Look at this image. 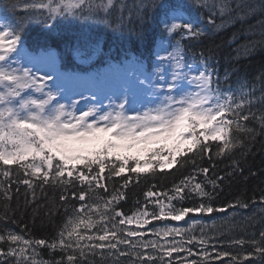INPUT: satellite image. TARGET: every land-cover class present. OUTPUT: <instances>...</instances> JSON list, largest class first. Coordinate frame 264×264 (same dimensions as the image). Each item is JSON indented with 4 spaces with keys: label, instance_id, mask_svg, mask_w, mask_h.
I'll use <instances>...</instances> for the list:
<instances>
[{
    "label": "snow or ice",
    "instance_id": "snow-or-ice-1",
    "mask_svg": "<svg viewBox=\"0 0 264 264\" xmlns=\"http://www.w3.org/2000/svg\"><path fill=\"white\" fill-rule=\"evenodd\" d=\"M195 3L197 7L208 10L207 23L216 28L222 27V24L215 23L217 13L221 16L235 13L233 19L239 20L259 14L261 19L258 23L264 25V0H195ZM124 7L117 0H100L99 3L97 0H23L22 3L0 4V174L7 178L11 175L12 166H16L17 175L22 170L25 177L34 178L19 181L32 190L33 198L35 180L40 181L38 186L42 189L44 185L60 187V206L64 207L66 215L51 240L25 238L10 231L0 234V264H83L89 255L98 254L104 259L105 252L115 257V264H119L120 257H128V264H136L137 261L139 264H156L157 260L164 264L165 257L172 258L174 253L187 252L191 256L192 248H186L185 244L203 245L206 244L205 239L197 240L193 235L185 240L181 235L184 230L175 227L147 229L145 226L152 220L170 218L180 221L189 213L226 211L223 207L214 208L211 203L179 208L172 203L182 201L186 190L202 200H210L211 194L204 184L194 182L197 172L207 176L208 168H194L193 175L174 185L172 195L163 193L167 204L159 199L151 200L157 196L156 192H146V199L154 203L158 212H149L145 204L127 215L116 207L121 199L126 198L125 192L113 189L109 193L103 181L121 176L126 167L137 176L154 173L153 161L160 170L180 163L177 157H185L183 163L195 165L197 155L202 159L211 151L209 141L217 142V156L230 154L237 146L243 147L242 136L255 138L256 129L246 123L249 120L258 121L261 134H264V90L259 98L253 90L245 91L243 85L238 93L232 90L222 92L218 82L216 87L213 86L214 70L208 62L210 57L203 58V53V70L189 77L183 69L191 71L192 65L185 63L180 41H176L173 51L167 52L166 56L156 54L159 63L154 72H140L115 101L109 97L111 110L98 117L103 125L96 119L88 121V117H95L102 111L98 104L89 102L87 111L76 116L69 108L75 109L78 102L71 105L61 103L64 90L52 74L45 72L39 75L40 69L35 63L31 66L22 63L28 58L25 41L33 20H40L45 30L51 32L58 26L59 18L95 19L103 12L107 19L113 10L122 11ZM135 7L139 10L137 16L141 22L145 9L159 10L162 16L159 24L163 25V33L167 36L179 33L181 38L197 39L206 32L199 26L198 18L185 15L186 5L167 4L161 0L144 3L142 0ZM252 47H255V42ZM165 61L173 66L170 80L162 67ZM185 81L187 85L183 83ZM192 84H195L196 91L187 90V86ZM138 92L159 102L143 113L129 116L126 106L136 102ZM257 103L261 105L259 116L252 111ZM155 144L162 146L152 147ZM145 154L150 156L142 167L140 157ZM233 163L236 164L235 161ZM223 179L218 176L208 183L215 189L219 186L217 180ZM129 182L125 180L121 188H126ZM101 189L109 194L103 195ZM3 195L5 199H11L8 189H4ZM70 201H78V206ZM260 203L264 204V197ZM227 207L247 208L248 204L237 200ZM54 209L55 205L50 214ZM133 224L135 228L127 227ZM93 228L97 229L94 233L91 231ZM148 233L158 239H145ZM259 236L260 240H252V250L243 256L249 264H256L257 260L264 264V230ZM169 237L172 239H167ZM161 240L165 242L161 243ZM234 243L243 246L245 242L236 240ZM42 248L48 249L53 257L57 251L61 256L45 260L40 251ZM199 255L207 259L209 253L205 248ZM219 255L229 256L230 253ZM237 259V256H232L233 261ZM178 260L179 264H185V258L178 257ZM168 264H172L171 259ZM187 264L198 262L193 259Z\"/></svg>",
    "mask_w": 264,
    "mask_h": 264
},
{
    "label": "trees",
    "instance_id": "trees-1",
    "mask_svg": "<svg viewBox=\"0 0 264 264\" xmlns=\"http://www.w3.org/2000/svg\"><path fill=\"white\" fill-rule=\"evenodd\" d=\"M10 2L22 3L23 0H0V4ZM99 2L100 0H97V3ZM117 2L125 7L122 11L113 10L107 19L103 12H100L95 19L59 18L58 26L51 32L45 30V25L40 20H33L25 46L31 52L54 49L58 53L62 68L80 71L106 66L109 61H123L131 55L151 62L154 50L163 45L167 49H172L176 41H180L184 49L185 62L203 65L201 53L203 58L210 57L208 62L214 70V87L218 82L222 92L232 90L238 93L243 85L245 91L253 90L254 95L257 98L260 97L264 90V35H262L264 25L258 23L261 19L259 14L239 20L233 19L235 13L224 16L217 13L215 23L222 24V27L216 28L207 23L210 15L208 10L197 7L195 0H161L167 4L186 5L188 10L185 15L199 19V26L205 28L206 32L200 38L190 39L181 38L179 33L173 36L163 33V25L159 24L162 19L159 10L145 9L144 19L141 22L137 16L139 10L135 5L140 4L142 0H117ZM143 2L148 3L149 0H143ZM18 14L23 15V13ZM253 42H255L254 48ZM245 49L252 50L245 51ZM260 109L261 105L258 103L252 107V111L256 112L257 116L260 115ZM246 123L248 127L256 129L255 138L242 136L243 147L237 146L230 154L217 156V142L209 141L211 151L205 153L202 159L197 155L195 165L191 162L183 163L185 157H177L180 163L170 169L160 170L159 165L153 161L154 173L137 176L127 171L126 167V171L121 176L103 181L107 184L109 193L113 189L125 192L126 198L121 199L116 207L127 215H131L145 204L149 212H158L154 203H149L146 199V192L149 190L156 192L157 196L151 200L159 199L167 204V197L163 193L172 195L174 185L179 184L185 177L193 175L194 168L209 169L207 176L197 172L194 182L204 184L206 191L211 194L210 200L208 198L202 200L186 190L182 201H172V203L176 208L197 207L201 203H211L214 208L223 207L226 211L189 213L180 221L170 218L152 220L145 226L147 229L176 226L175 228L184 230L181 235L185 240L193 235L197 240L205 239L206 244L203 245L185 244L186 248H192L193 255L189 256L187 252L174 253L172 258L165 257L164 264H168L169 259L172 260V264H179L178 257L185 258V264L193 259L197 260L198 264H249L243 256L252 250L253 246L250 242L254 239L259 241V233L264 230V204L260 203L261 197H264V134H261L258 121L249 120ZM149 156L150 154L147 155L146 160ZM234 161L238 167L233 163ZM129 164L135 167L132 161H129ZM141 166H144L143 162ZM218 176L224 179L217 180L219 186L213 189L208 181ZM25 178L34 179L25 177L22 170L17 175L16 166H12L9 177L6 178L0 174V184H2L0 187V234L10 231L22 234L25 238L51 240L66 219L64 207L60 206L59 200L62 190L52 185H44L42 189L38 186L40 181L35 180V198H33L32 190L19 182ZM125 180L130 182L126 188H121ZM4 189L9 190L10 200L5 199ZM100 191L105 196L109 194L103 193L102 189ZM237 200L247 203L248 207H227L229 204H235ZM70 203L78 206L79 202L70 201ZM54 205L55 209L50 214V209H53ZM91 231L94 233L97 229L93 228ZM145 239L154 240L158 237L148 233ZM167 239L170 240L172 237ZM176 239L179 240L180 237ZM236 240H243L245 243L241 246L234 243ZM164 242L161 240V243ZM3 246L7 247V245ZM205 248L209 253L207 259L199 255ZM40 251L45 260L59 259L61 256L59 251L54 257L46 248ZM147 251L152 254L151 249ZM223 252L230 255H219ZM233 255L238 257L236 261L232 260ZM128 260V257H120L119 264H128ZM83 264H115V257L108 256L107 252L104 259H101L98 254L89 255ZM136 264H139V261ZM156 264H160V261L157 260ZM256 264H259L258 260Z\"/></svg>",
    "mask_w": 264,
    "mask_h": 264
},
{
    "label": "rangeland",
    "instance_id": "rangeland-1",
    "mask_svg": "<svg viewBox=\"0 0 264 264\" xmlns=\"http://www.w3.org/2000/svg\"><path fill=\"white\" fill-rule=\"evenodd\" d=\"M169 52H172V51H169ZM159 55L166 56L167 52L161 53ZM28 58H34V59L29 60ZM28 58H25L22 61V63H25L26 66H31L32 63H35L36 66L40 69L38 73L39 75H43L45 72L53 75V71L55 69L52 65L54 61L53 58L46 57V56H33V55H30V56L28 55ZM158 63L159 61L156 57V60L154 61V66L152 70L149 72H154L155 66ZM162 67L165 69V74L167 78L170 80L171 73L173 71V66L169 62L165 61ZM121 70H123V73H121ZM183 71L187 73L189 77H191L197 74L198 69L195 67H192V70L189 71L188 68H184ZM103 74L105 75L97 77L99 82L101 83L102 101L100 103L98 102L93 103V104H98V106L100 107V109H102V111L98 112L95 117H88L89 122H92L94 119H96L100 125H103L104 122L99 121L98 119L99 115H102L104 112L111 110L109 108V103H110L109 97H111L112 100L115 101L116 97L120 95L122 90L127 88L134 81L135 77L140 74V72H138V69L136 68L135 64L129 62L125 64V67L123 69H118L116 73H113V71L111 70H104ZM57 77L54 76V78L57 80L58 83L61 84L64 90L61 103L71 105L74 102H78L75 104V109L69 108V111H73L76 116H79L81 111H87L88 107L90 106L89 104V102H91L90 99H93V98L95 99L94 95L90 94L88 87L90 88L94 86L93 87V90H94L97 87V84L93 81H89V80L87 82L85 81L84 83H87L89 85H85V87L83 86L84 87V92H83L80 89L82 88L80 84H81V80L83 76H70L68 78L67 77L57 78ZM140 78L143 79V76H141ZM51 83L52 81H49V84ZM183 83L187 85V81ZM187 90L196 91L197 89H196L195 84H192V85L187 86ZM81 97H83V99ZM149 100H152V102L149 103ZM158 102L159 101L156 98H150L145 93L138 92L136 102L131 105L126 106V108L128 109L127 115L135 116L137 112L143 113L148 108L155 107V104ZM161 146L162 145L160 144L152 145V147L154 148H159ZM147 155L149 154L141 155L140 157L141 162L144 163V161H146ZM135 227L136 225L133 224L132 228H135ZM171 227H176V226H171ZM161 228H164V227H161Z\"/></svg>",
    "mask_w": 264,
    "mask_h": 264
}]
</instances>
